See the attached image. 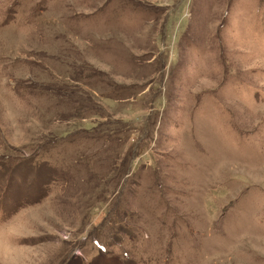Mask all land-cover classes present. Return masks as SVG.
<instances>
[{
    "label": "rangeland",
    "instance_id": "obj_1",
    "mask_svg": "<svg viewBox=\"0 0 264 264\" xmlns=\"http://www.w3.org/2000/svg\"><path fill=\"white\" fill-rule=\"evenodd\" d=\"M0 264H264V0H0Z\"/></svg>",
    "mask_w": 264,
    "mask_h": 264
}]
</instances>
